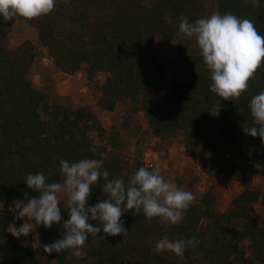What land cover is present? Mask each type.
<instances>
[{
  "label": "trees",
  "instance_id": "trees-1",
  "mask_svg": "<svg viewBox=\"0 0 264 264\" xmlns=\"http://www.w3.org/2000/svg\"><path fill=\"white\" fill-rule=\"evenodd\" d=\"M213 12L249 19L264 36V0L259 7L246 0H56L48 15L0 17V264H264V143L243 131L253 125L251 99L264 91V63L236 101L224 100L210 91L211 73L195 36L183 38L175 44L173 60L180 78L162 94L166 67L157 59L155 39L175 43L182 18L194 23ZM16 20L37 31L36 42L6 45ZM44 59L54 72H82L94 93L93 105L61 101L34 88L36 64ZM120 103V120L105 126L101 117ZM139 114L142 118L134 120ZM176 140L212 181L179 223L149 221L142 210H126L121 219L127 236L101 232L104 239L89 236L79 256L71 249L49 254L43 245L61 238L66 231L61 225L69 219L67 195L59 193L60 223L38 225L19 239L8 232L15 220L13 202L26 192L39 195L24 182L29 173L43 172L48 183H63L61 159L98 161L101 181L93 186L90 206L106 199L100 186L104 172L128 186L140 167L153 169L142 159L144 150L162 156ZM201 150L207 155L199 161ZM256 176L261 177L257 187ZM217 177L244 186L226 211L215 207ZM171 180L193 193L198 177L193 172ZM24 222L15 220L16 227ZM165 236L170 241L197 238L200 244L179 256L155 252V242Z\"/></svg>",
  "mask_w": 264,
  "mask_h": 264
},
{
  "label": "clouds",
  "instance_id": "clouds-1",
  "mask_svg": "<svg viewBox=\"0 0 264 264\" xmlns=\"http://www.w3.org/2000/svg\"><path fill=\"white\" fill-rule=\"evenodd\" d=\"M63 2L70 3L71 0ZM246 2L259 7V0ZM55 4L56 0H0V17L4 21L16 16L31 20L48 15ZM194 36L203 62L211 73L213 83L210 91L224 100L236 101L248 89V82L255 78L264 63V36L259 34L251 20L240 19L231 12L223 15L213 12L194 23L182 18L174 44ZM249 107L254 121L243 131L252 137L259 136L264 143V91L251 99ZM99 169L100 164L94 159H81L71 164L61 159L58 171L64 178L63 183H48L43 172L29 173L24 182L39 195L30 197L26 192L24 199L13 202L15 220L24 219L25 222L17 228L14 220L8 226V232L19 239L27 237L38 225L51 228L60 223L62 215L58 193H66L69 219L61 225L66 231L55 242L43 245V251L59 254L71 249L73 255L79 256L89 236L98 240L104 239L98 235L101 232L105 236H127L125 221L121 219L127 211L134 210L139 214L142 210L149 221L158 217L161 223L175 225L195 200L191 191L182 190L171 179L165 180L160 166L156 165L152 170L140 167L128 186L123 179H109L108 173L104 172V183L100 186L106 199L88 206L93 186L101 181ZM29 221H34V224ZM89 221H96V226ZM199 244L197 238L170 241L165 236L155 242L154 250L157 253L171 251L179 256L187 248L194 249Z\"/></svg>",
  "mask_w": 264,
  "mask_h": 264
},
{
  "label": "rangeland",
  "instance_id": "rangeland-1",
  "mask_svg": "<svg viewBox=\"0 0 264 264\" xmlns=\"http://www.w3.org/2000/svg\"><path fill=\"white\" fill-rule=\"evenodd\" d=\"M36 36L37 31L35 29L29 28L21 20H16L14 21L6 38V45L8 47H14L19 45L24 40H29L34 43L36 42ZM154 49L158 61L164 63L166 67L163 82V94L174 81L180 78L179 66L173 63L174 58L177 56V48L174 43H171L163 38H157L155 39ZM32 84L34 88L46 90L50 92L53 98L61 101H82L91 105L94 103V93L92 90L87 88L82 72H79L74 76L54 72L49 61L45 59L36 64ZM123 109L124 106L120 103L117 105L114 112L102 116L101 120L106 123L105 126L118 122ZM141 118V114L133 117L134 120ZM143 125L145 127V124ZM153 142L154 140L150 139L149 143L153 144ZM143 152L144 154L142 159L145 164L152 168L159 165L161 168V174L167 173L168 177H164L165 179L168 178L169 180L174 177L185 179L194 172V174L198 177V181L195 183L193 188V194L195 196V200L193 202H195L196 198L205 192L212 184L209 177L201 171L196 158L186 150L184 143L181 140L173 141L168 147L167 153L162 156L157 155L156 160L152 159V155L149 154L152 152L151 150L147 149ZM206 155L207 153L204 150H201L198 153L197 158L199 161H202ZM260 179V176H256L253 179V185L255 187L259 186ZM214 180V191L216 194L215 207L219 211H226L229 209L230 201L244 188V186L231 180H225L221 177H217ZM256 210V213H259L257 208Z\"/></svg>",
  "mask_w": 264,
  "mask_h": 264
},
{
  "label": "built area",
  "instance_id": "built-area-1",
  "mask_svg": "<svg viewBox=\"0 0 264 264\" xmlns=\"http://www.w3.org/2000/svg\"><path fill=\"white\" fill-rule=\"evenodd\" d=\"M149 154L152 155V159L156 160V158H157V155L156 154H153L152 152H150Z\"/></svg>",
  "mask_w": 264,
  "mask_h": 264
}]
</instances>
